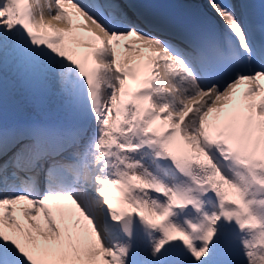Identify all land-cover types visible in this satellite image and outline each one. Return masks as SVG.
I'll list each match as a JSON object with an SVG mask.
<instances>
[{
	"label": "snow or ice",
	"instance_id": "1",
	"mask_svg": "<svg viewBox=\"0 0 264 264\" xmlns=\"http://www.w3.org/2000/svg\"><path fill=\"white\" fill-rule=\"evenodd\" d=\"M141 2L0 0V264H264V0Z\"/></svg>",
	"mask_w": 264,
	"mask_h": 264
}]
</instances>
